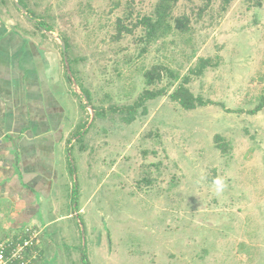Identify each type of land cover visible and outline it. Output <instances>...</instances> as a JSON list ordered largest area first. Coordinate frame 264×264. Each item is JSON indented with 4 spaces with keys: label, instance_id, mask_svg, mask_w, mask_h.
Instances as JSON below:
<instances>
[{
    "label": "rangeland",
    "instance_id": "1",
    "mask_svg": "<svg viewBox=\"0 0 264 264\" xmlns=\"http://www.w3.org/2000/svg\"><path fill=\"white\" fill-rule=\"evenodd\" d=\"M16 1L0 0L5 21L56 58L73 173L63 158L62 200L6 237L34 243L25 263L84 264V251L88 264H264V110L251 114L264 98V0H178L171 23L188 17V31L152 44L136 24L158 0ZM201 58L216 67L188 88L212 104L184 111L165 96L132 121L113 110L138 100L154 66L171 94Z\"/></svg>",
    "mask_w": 264,
    "mask_h": 264
},
{
    "label": "crops",
    "instance_id": "2",
    "mask_svg": "<svg viewBox=\"0 0 264 264\" xmlns=\"http://www.w3.org/2000/svg\"><path fill=\"white\" fill-rule=\"evenodd\" d=\"M56 64L0 9V242L32 215L41 217L43 204L62 200L63 158L72 174Z\"/></svg>",
    "mask_w": 264,
    "mask_h": 264
},
{
    "label": "trees",
    "instance_id": "3",
    "mask_svg": "<svg viewBox=\"0 0 264 264\" xmlns=\"http://www.w3.org/2000/svg\"><path fill=\"white\" fill-rule=\"evenodd\" d=\"M203 1L205 2L206 7H208L213 2V0H203ZM177 2L178 0H158L153 14L150 16H144L138 21L136 26H140L145 30L144 41H146L149 44H152L159 41L160 39L165 38L173 31H178L181 33L182 32L186 33L188 31V27H189L188 17L174 19V25L171 23V20L173 18L172 12ZM18 4L19 6L22 7V9L27 10V5L25 0H18ZM224 5H225L224 8L226 9L227 5H229V0H224ZM27 16L28 19L31 18L30 21H33V17L30 11L27 12ZM35 26L38 29L42 30V28L45 27V24L38 22L35 23ZM119 26H120L119 34H122L123 30H126L127 32H131V29H127L123 27V25H119ZM63 42L66 46V54H67L68 53L67 51H69V44L66 39H63ZM68 62L71 66L70 59ZM214 67H216V63H214L213 59L211 58L198 59L197 64L193 68L189 69L188 74L182 78V82L179 84L176 90L173 93L168 94L165 89L156 87L163 80V68L156 65L149 71L145 72L144 79L146 85L149 88L142 92L138 100L132 106L127 107L126 109L114 108L113 110L122 111V112L126 110L129 116L127 120L132 121L140 109H143V112H146L147 102H152L165 96H168L171 101L177 103L184 111H194L197 108L206 107L212 103L210 101H205L201 96H195L188 88V85L191 83L193 78L203 76L206 70ZM68 80L70 81L69 77ZM81 90L88 104L89 103L91 104L90 94L82 87ZM91 108L95 114H98V112L94 107ZM262 110H264V98L262 99L260 104L255 108V110L251 111V114L252 115L257 114ZM85 130L80 132L77 135V137H81L84 134ZM219 146L220 149L222 150V153H225L226 146L223 145H219ZM76 190H77L76 186L74 185L75 193ZM5 254L9 255V250H7ZM82 260L84 264H88L87 257L84 251H82Z\"/></svg>",
    "mask_w": 264,
    "mask_h": 264
},
{
    "label": "built area",
    "instance_id": "4",
    "mask_svg": "<svg viewBox=\"0 0 264 264\" xmlns=\"http://www.w3.org/2000/svg\"><path fill=\"white\" fill-rule=\"evenodd\" d=\"M34 246L32 241L18 238V240L7 239L0 243V264H26L27 249ZM9 250V255L5 252Z\"/></svg>",
    "mask_w": 264,
    "mask_h": 264
},
{
    "label": "clouds",
    "instance_id": "5",
    "mask_svg": "<svg viewBox=\"0 0 264 264\" xmlns=\"http://www.w3.org/2000/svg\"><path fill=\"white\" fill-rule=\"evenodd\" d=\"M211 187L215 195L219 197L224 193L227 185H226L225 180L222 177H216L213 179Z\"/></svg>",
    "mask_w": 264,
    "mask_h": 264
},
{
    "label": "water",
    "instance_id": "6",
    "mask_svg": "<svg viewBox=\"0 0 264 264\" xmlns=\"http://www.w3.org/2000/svg\"><path fill=\"white\" fill-rule=\"evenodd\" d=\"M16 5L18 6V7H20V9H22V7L21 6H19V4H18V2L16 1ZM23 10V9H22ZM62 50H63V54H64V56H65V61L67 62V56H66V46H65V44H64V42H62ZM67 65H68V62H67ZM70 72V71H69Z\"/></svg>",
    "mask_w": 264,
    "mask_h": 264
}]
</instances>
